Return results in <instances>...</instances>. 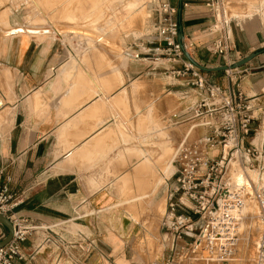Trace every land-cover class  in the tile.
Here are the masks:
<instances>
[{
    "label": "crops",
    "instance_id": "1",
    "mask_svg": "<svg viewBox=\"0 0 264 264\" xmlns=\"http://www.w3.org/2000/svg\"><path fill=\"white\" fill-rule=\"evenodd\" d=\"M9 2L0 13V185L18 202L13 212L38 223L96 212L77 222L95 238L84 264H152L147 237L161 246L157 261L158 209L173 183L165 175L167 141L175 147L203 133L183 135L188 124L180 121L197 96L170 75L181 63L154 52L155 15L147 8L143 25L129 17L60 19L37 0ZM236 2L226 37L202 3L182 8L180 26L187 52L204 67L257 53L230 79L226 71L202 73L254 97L261 118L264 71H253L264 69V23L256 14L232 15ZM34 243L23 244L15 264H67L49 251L28 259Z\"/></svg>",
    "mask_w": 264,
    "mask_h": 264
},
{
    "label": "built area",
    "instance_id": "2",
    "mask_svg": "<svg viewBox=\"0 0 264 264\" xmlns=\"http://www.w3.org/2000/svg\"><path fill=\"white\" fill-rule=\"evenodd\" d=\"M188 1L182 0L181 8L187 7ZM232 3L233 0H204L213 14V27L223 26V31L219 29L222 35L225 24L231 20L227 16ZM145 4L156 18L154 52L181 63L179 69L170 70V75L184 80V85L197 96L183 114L188 117L180 122L189 125L188 132L203 131L193 140H187L186 136L175 146L174 171L170 176L173 183L168 187L160 218L162 253L152 264H203L213 258L225 264L231 257L246 203L253 206L260 226L255 264H264V112L259 118L253 113L254 97H248L233 84L223 89L211 83L185 59L183 51L192 45L184 39L181 44L177 42L178 9L173 0H146ZM216 50L222 51L217 46ZM233 71L226 70L229 79L234 76ZM13 200L8 187L0 185V214L12 226L10 241L0 247V264L22 260V246L30 239L35 243L28 259L49 251L57 262L84 264V257L94 251V235L77 222L96 212L38 223L17 216L13 210L18 202ZM200 221L204 226L198 230ZM197 232L202 242L194 240ZM5 235L0 225V240ZM186 237L192 241L181 244ZM188 247L196 258L184 257ZM216 247L219 251L213 252L212 257V249Z\"/></svg>",
    "mask_w": 264,
    "mask_h": 264
},
{
    "label": "rangeland",
    "instance_id": "3",
    "mask_svg": "<svg viewBox=\"0 0 264 264\" xmlns=\"http://www.w3.org/2000/svg\"><path fill=\"white\" fill-rule=\"evenodd\" d=\"M9 1L10 0H0V13L2 12L3 9L6 10V7L10 6ZM37 2L40 6V10H42L43 13L47 14L51 10H54L53 12H51V14H53V15H51L52 18H60V19L61 18H75V17H83V18H89V19L129 17L132 21H136V22L141 23L143 25V23H146L145 21L147 20L146 17L148 14L147 10H146L147 7L145 4L146 0H37ZM194 2L204 4V0H190V1H188L189 4L194 3ZM142 3H143V5L140 7V5ZM173 3L176 4L177 0H173ZM240 3H242L243 5H241ZM115 4L120 5L119 10H112L111 9V7H113V5H115ZM129 4H131V5H129ZM6 11H8V10H6ZM208 11H209V9H208ZM210 14H211V12H210ZM231 14L234 16H237L239 19L243 18L245 15L256 14L257 16H259L261 18L262 23H264V0H237L235 7L231 10ZM216 29H221L223 31V26L221 24H216ZM149 30H150V32L151 31L153 32L151 26L149 27ZM260 71H264V69H258V70H255L253 72H260ZM188 126L189 125H187V126H185V128H183V135L187 132ZM195 134H196V132H194V130H193L190 133L188 139H191L193 136H195ZM167 147L168 148L166 149V159H167L168 165L166 168L167 172L165 175H167V177L169 178L171 173H173V171H174V165L172 162V158H173L175 147L169 143V140L167 141ZM163 209H164V206L162 204V206H160L158 209L159 215L162 214ZM251 212L252 211H249V212L244 211V213L242 214V217L240 218V222H241V219H243L244 220V221L242 220L243 223L247 224L246 221H247V218L249 219V217H250L249 215L251 214ZM253 212H254L253 218H255L254 220L257 223L258 222L257 221V213L254 210H253ZM247 214H248V216H247ZM197 225L199 226L198 230H200L201 228H203L204 222L200 221ZM247 230L248 229L246 226H245V228H243V226H241V229L238 230V235H237L236 241H239L241 239L243 240L244 235H245V231H247ZM147 240L149 242L148 246L150 248L149 249L150 262L152 263L155 261L154 260L155 256L161 252V246L157 245L155 240H153L152 238L150 239L147 237ZM194 240L197 241L198 243H199V241H201L199 232H197L194 235ZM256 240H257V238H256ZM256 240H255V244H256ZM234 245L237 246L236 244H234ZM217 246H218V244H217ZM189 248L190 247H188V250L186 251V254L184 257L187 259H191L193 257L196 258L194 255H192L190 253L191 251L189 250ZM237 251H238V248L232 246L231 257H228L227 260H230L232 258V256L234 255L233 253L237 252ZM245 252H246V247L241 252L242 254L240 255V261L238 264H254L253 261H247L246 263H244L242 261V259L245 256ZM216 253H218V252L216 251ZM214 260H216V259L213 258V259L209 260V263L210 262H211L210 264H213V262H214V264H221L222 263V262H217ZM209 263L207 261V262H204L203 264H209Z\"/></svg>",
    "mask_w": 264,
    "mask_h": 264
},
{
    "label": "bare ground",
    "instance_id": "4",
    "mask_svg": "<svg viewBox=\"0 0 264 264\" xmlns=\"http://www.w3.org/2000/svg\"><path fill=\"white\" fill-rule=\"evenodd\" d=\"M253 210H254L253 209V206L250 207L246 203V206H245V208H244L243 211H247V212L252 211L253 212ZM252 212H251L252 215L251 214L249 215L250 216L249 219L245 216L247 218V221H246L247 224H244L243 223V221H244L243 219H241V222H239L238 230L241 229V226H243V228H245V226H246L248 230L245 231V235H244L243 240L241 239L239 241H236L238 232L235 235L236 239H235V243L234 244H236L237 246L234 245V247H237L238 248V251L237 252H234L233 253L234 255L232 254L233 256H232V258L230 260H228L226 262L227 264H238L239 261H240V255L242 254L241 252H242V250L245 249V247H246V252H245V256L242 259V261L244 263H246L247 261H253L254 264H255V255H256V244H255V240H256V238L258 240V237H259V234H260V226H259L258 222L257 223L255 222V220H254L255 218H253L254 212L253 213ZM247 216H248V214H247ZM257 240H256V243H257ZM217 250L218 249H216V250L212 249V255H211L212 257H214L213 256V252H215ZM206 253L207 252H205L204 254H206ZM214 261H216V260H214ZM208 263H209V261H208ZM213 264H214V262H213Z\"/></svg>",
    "mask_w": 264,
    "mask_h": 264
},
{
    "label": "water",
    "instance_id": "5",
    "mask_svg": "<svg viewBox=\"0 0 264 264\" xmlns=\"http://www.w3.org/2000/svg\"><path fill=\"white\" fill-rule=\"evenodd\" d=\"M181 2L182 0H178L177 2V9H178V33H177V42L179 44H181V41L183 39V33H182V30H181V26H180V14H181ZM183 54H184V57L187 59V61L189 63H191L194 67H196L198 70H200L201 72H204V73H209V72H217V71H226V70H232V69H236V68H239L241 67L242 65L246 64L247 62H249L252 58H254L257 53H252L246 57H244L243 59L235 62V63H232L230 65H225V66H219V67H215V68H207V67H204L202 65H199L198 63H196L194 61V59L189 55V53L187 51H183ZM0 225L5 229V232H6V235L5 237L0 240V247L4 246L5 244H7L11 237H12V226H11V223L8 221V219L0 214Z\"/></svg>",
    "mask_w": 264,
    "mask_h": 264
}]
</instances>
